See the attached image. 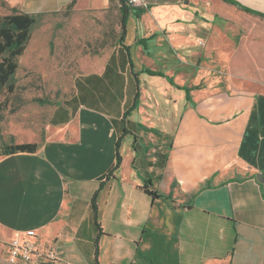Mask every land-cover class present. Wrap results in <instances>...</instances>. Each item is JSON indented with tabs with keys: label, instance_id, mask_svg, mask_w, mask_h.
Segmentation results:
<instances>
[{
	"label": "crops",
	"instance_id": "0c3cea01",
	"mask_svg": "<svg viewBox=\"0 0 264 264\" xmlns=\"http://www.w3.org/2000/svg\"><path fill=\"white\" fill-rule=\"evenodd\" d=\"M233 1L144 0L80 60L36 151L0 155V264L15 237L41 264H264V0ZM71 3L120 20L11 5Z\"/></svg>",
	"mask_w": 264,
	"mask_h": 264
},
{
	"label": "rangeland",
	"instance_id": "374dc122",
	"mask_svg": "<svg viewBox=\"0 0 264 264\" xmlns=\"http://www.w3.org/2000/svg\"><path fill=\"white\" fill-rule=\"evenodd\" d=\"M12 1L0 0V15L11 12ZM118 23L113 9L95 15L66 6L41 15L18 57L15 90L9 93L0 86V150L4 143L42 138L57 106L72 93L80 60L113 44L119 35Z\"/></svg>",
	"mask_w": 264,
	"mask_h": 264
},
{
	"label": "trees",
	"instance_id": "16d2710c",
	"mask_svg": "<svg viewBox=\"0 0 264 264\" xmlns=\"http://www.w3.org/2000/svg\"><path fill=\"white\" fill-rule=\"evenodd\" d=\"M226 2L237 4L233 0H225ZM67 7H72V3ZM244 9V8H243ZM145 8L131 5L128 0H119L120 13V37L119 42H122L125 35L126 20L130 13L140 15ZM247 10V9H246ZM43 13L29 14L21 12L15 6L11 7V12L0 15V86L4 87L9 93L13 92L15 86V73L18 68V57L23 54L26 46L31 38V32L34 26L38 24L39 18ZM2 104H0V112ZM0 113V121L2 120ZM38 148L36 142L23 143H4L0 155H7L15 152H34ZM120 156L117 152L116 166L119 165ZM113 170L108 173L107 177H113ZM149 181H147L148 183ZM144 190L152 196H157L156 192L148 190L147 184L144 185ZM95 196L92 199V207L96 213ZM98 225V224H97ZM98 264V263H97Z\"/></svg>",
	"mask_w": 264,
	"mask_h": 264
},
{
	"label": "built area",
	"instance_id": "2783aa9c",
	"mask_svg": "<svg viewBox=\"0 0 264 264\" xmlns=\"http://www.w3.org/2000/svg\"><path fill=\"white\" fill-rule=\"evenodd\" d=\"M128 2L133 6L146 7L144 0H128ZM7 249L9 258L12 261L21 260L27 264H41L44 258H55V251L53 249L44 248L35 240L15 237L7 244Z\"/></svg>",
	"mask_w": 264,
	"mask_h": 264
},
{
	"label": "water",
	"instance_id": "95a60500",
	"mask_svg": "<svg viewBox=\"0 0 264 264\" xmlns=\"http://www.w3.org/2000/svg\"><path fill=\"white\" fill-rule=\"evenodd\" d=\"M257 180L262 182L263 181V177L261 174H257Z\"/></svg>",
	"mask_w": 264,
	"mask_h": 264
}]
</instances>
